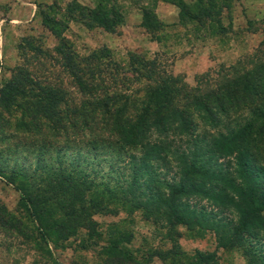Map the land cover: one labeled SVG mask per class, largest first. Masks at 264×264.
Wrapping results in <instances>:
<instances>
[{"label":"trees","instance_id":"obj_1","mask_svg":"<svg viewBox=\"0 0 264 264\" xmlns=\"http://www.w3.org/2000/svg\"><path fill=\"white\" fill-rule=\"evenodd\" d=\"M170 1L179 7L180 19L183 14L200 19L212 11L204 0H197L201 13L190 11L185 0ZM86 10L88 27L93 22L113 32L123 23L115 5ZM42 14L47 25L50 16ZM142 18L145 28L162 24L152 8L144 7ZM50 30L60 40L56 50L78 87L79 101L61 109L63 93L45 87L41 91L50 100L18 102L15 95L24 90L17 86L27 82L22 71L0 89L3 110L22 108L15 128L33 134L28 149L36 153L32 170L0 163V176L20 191V204L36 221L40 237L57 245L79 228L98 234L92 215L114 212L115 202L152 219L166 239L176 240L179 225L211 230L217 246H242L247 264H264V38L252 55L197 74L194 84L161 69L156 58L129 50L128 66L138 82L131 88L133 78L118 76L120 63L108 46L78 54L67 38ZM109 65L114 69L106 70ZM9 121L0 112L3 137ZM7 221L21 224L0 210V222ZM119 242L105 245L110 252L104 264H148L155 255L169 264L217 260L214 251L187 253L178 242L140 255Z\"/></svg>","mask_w":264,"mask_h":264},{"label":"rangeland","instance_id":"obj_2","mask_svg":"<svg viewBox=\"0 0 264 264\" xmlns=\"http://www.w3.org/2000/svg\"><path fill=\"white\" fill-rule=\"evenodd\" d=\"M155 1L0 0V89H4L6 83L18 71H22L27 82L17 86L24 90L15 95L18 102L29 105L50 100V96L41 91L45 87L59 89L63 93L60 95L63 101L59 99L58 102L61 109L79 101L78 87L56 50L60 40L50 27L67 38L78 54L108 46L112 59L120 63L118 76L126 74L135 77V71L127 62V53L132 50L145 58H156L161 69L180 74L190 84L196 82L197 74L216 70L223 65L229 66L252 55L264 38V0H215L213 3L204 0L203 4L212 11L210 15L202 13L200 19L186 14L180 19L178 11L176 21H162V24L152 28L131 27L130 24L138 18L134 11L138 12L140 7L150 8ZM185 1L190 11L202 12L197 0ZM112 5L123 14V22L124 16L131 12L129 21L123 27L126 37L118 39L114 36L118 30H123L121 23L111 34L105 33L93 22L88 28L86 26L85 21L90 19L87 7L109 9ZM172 8H167L169 14L173 13ZM42 12L50 16L47 25L44 24ZM110 68L114 69L110 65L105 67L106 70ZM131 81V88L138 86L135 78ZM105 83L119 84L109 80ZM2 104L0 98L1 116L10 121L3 129L7 132L4 133L6 137L0 133V163L8 169L19 166L32 170L36 153L28 148L32 147L34 136L15 128L16 120L23 115L22 108L14 107L8 112L3 110ZM24 117L29 119L27 115ZM39 117L43 119L41 114ZM20 138L23 140L15 146ZM110 205L114 212L99 211L92 215L100 233L90 235L88 229L79 228L54 245L40 237L36 221L20 204V191L14 183L0 176V210L21 222L20 225L0 222V264H104L110 252V248L105 250V245L115 239H120L121 248H128L136 255L151 249L162 252L178 242L187 253L196 248L216 252L217 260L211 264L248 262L242 246H217L211 230L194 232L179 225L180 235L171 241L163 237L164 231L157 223L144 218L139 210L130 212L115 202ZM128 234L132 236L124 241ZM148 264L169 262L155 255Z\"/></svg>","mask_w":264,"mask_h":264},{"label":"crops","instance_id":"obj_3","mask_svg":"<svg viewBox=\"0 0 264 264\" xmlns=\"http://www.w3.org/2000/svg\"><path fill=\"white\" fill-rule=\"evenodd\" d=\"M170 5H174L176 6L178 9H173ZM144 8V7H143ZM142 7L138 8V12L137 11H134L135 13V16L138 17L136 18V21L133 23V24H130V22L128 24H130L131 27L133 26H143L142 24V10H143ZM150 8H152V10H154V12L156 13L157 17L160 18L161 21L163 22H171V21H176L178 18V11H179V7L171 2V1H168V0H156L153 5L150 6ZM167 8H172V11L173 13L171 12L169 14V12H167ZM126 16V15H125ZM124 16V19L125 21L121 24L122 26V29L123 27L125 26V24H127L126 22L129 21L128 20V17L130 16L131 17V12L125 17ZM87 26V25H86ZM101 29H103V31L107 34H111L112 31H107L105 30L103 27L99 26ZM144 27V26H143ZM88 28V26H87ZM115 38H122V37H126V33H125V30H118V32L115 33Z\"/></svg>","mask_w":264,"mask_h":264}]
</instances>
